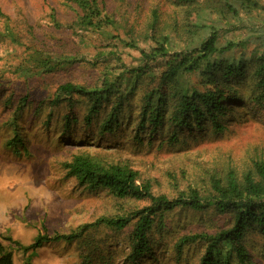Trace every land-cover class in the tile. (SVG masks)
<instances>
[{
    "label": "rangeland",
    "instance_id": "obj_1",
    "mask_svg": "<svg viewBox=\"0 0 264 264\" xmlns=\"http://www.w3.org/2000/svg\"><path fill=\"white\" fill-rule=\"evenodd\" d=\"M104 1L105 13L116 26L106 33H88L54 26L52 17L66 26L77 21L79 11L70 0H0V244L12 252L13 264H82L84 256L92 255L91 250L106 257L114 255L113 264H130L126 259L129 229L117 233L100 227L79 242H51L25 251L39 233L68 234L99 218L122 216L147 205L120 200L107 189L81 186L63 166L75 155L126 163L138 172L141 182H149L156 196L169 199L190 188L205 195L211 175H224L232 169L241 177L252 170L255 161H264V101L256 100L255 78L232 80L238 96L227 104L226 116L220 120L225 126L222 133L214 132L211 122H204L200 130L181 131L176 143L169 142L167 127L157 133L146 129L140 141L132 131L135 123L101 135L98 124L86 126L83 121L65 130L63 106L44 103L38 111V103L48 101L60 84L96 82V68L104 71L110 64L117 65L109 56L112 52L120 53L126 66L139 65V52L123 48L117 39L129 41L126 33L131 27L136 35H145L154 9L162 11L174 51L198 45L208 33L199 27L213 22L221 45L242 42V48L224 53L221 59H249L253 71L258 58L264 56V12L234 19L207 10L206 0H198L196 11L172 0ZM259 2L264 4V0ZM197 12L201 15L198 19ZM109 36L115 40L106 39ZM139 46L145 48L144 43ZM36 52L53 61L55 70L38 73V62L29 58ZM99 54L104 55L98 59L101 64L91 67ZM85 106L80 105V113H86ZM230 220V216L212 210L176 208L165 217L166 228L152 235L153 254L139 264H199L205 245H185L179 251V237L199 231L215 233ZM256 239L249 237V247L257 263L264 264Z\"/></svg>",
    "mask_w": 264,
    "mask_h": 264
},
{
    "label": "trees",
    "instance_id": "obj_2",
    "mask_svg": "<svg viewBox=\"0 0 264 264\" xmlns=\"http://www.w3.org/2000/svg\"><path fill=\"white\" fill-rule=\"evenodd\" d=\"M172 1L181 6L193 7L194 11L200 5L198 0ZM70 2L79 11L76 13L77 21L72 26H66L52 17L56 28L88 33H106L108 28H115L116 23L105 13L104 0ZM205 4L207 10L221 16L231 15L234 19L253 12H264V4H260L259 0H206ZM196 16L197 19L201 17L198 12ZM162 18V11L154 9L145 35H136V30L131 27L126 33L129 41L117 39L123 48L128 46L139 52V65L126 66L121 54L112 52L109 56L117 65L110 64L101 71L96 67L101 64L98 59L104 55L99 54L91 64L99 73L96 82L78 84L77 80H71L60 84L48 101L38 103L37 110H43L44 103H49L51 107L63 106L66 108L63 115L65 130L83 121L86 126L98 124L101 135L112 134L119 127L135 123L132 131L135 138L140 139V134L146 129L157 133L167 127L170 130L169 142L176 143L181 131L200 130L204 122H211L216 133L225 130L220 120L226 116L229 109L227 104L238 96V90L232 85L233 79L255 78L259 91L256 100L264 101V56L258 58L253 71H250L249 59H221L224 53L242 48V42L221 45L219 29L213 22L199 27L206 28L208 33L198 45L174 51ZM261 22L264 41V21ZM75 34L80 36L78 32ZM106 39L115 40L113 36ZM140 43H144L145 48H141ZM29 58L38 62L36 70L40 74L55 70L56 64L41 52L32 53ZM133 100H138V103L134 105ZM80 105H86L85 114L80 113ZM63 166L68 176L81 186L91 190L107 189L120 200L145 202L147 205L122 216L99 218L68 234L55 232L49 236L39 233L25 251L37 250L51 242H79L100 227L117 233L129 229L127 241L130 251L126 259L130 264H139L143 258L153 254L152 235L166 228L167 214L176 208H188L198 212L212 210L218 215L230 216L231 220L228 226L215 233L199 231L181 235L176 244L179 251L185 245L203 244L205 252L199 264H259L252 256L249 237L254 235L258 238L256 240L264 253L263 160L255 161L252 170L241 177L232 169L224 175H211L205 195L190 188L175 199L156 196L149 182H141L138 172L126 163L110 164L91 155L78 154ZM169 177L174 178L173 175ZM98 251L91 250L92 255L84 256L82 264H113L114 255L106 257L101 251L97 254ZM0 264H13L12 252L1 244Z\"/></svg>",
    "mask_w": 264,
    "mask_h": 264
}]
</instances>
